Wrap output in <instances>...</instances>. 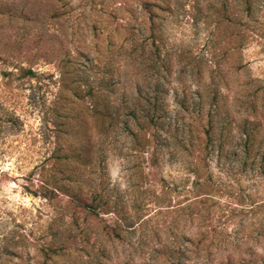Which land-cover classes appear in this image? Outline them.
<instances>
[{
    "label": "rangeland",
    "instance_id": "rangeland-1",
    "mask_svg": "<svg viewBox=\"0 0 264 264\" xmlns=\"http://www.w3.org/2000/svg\"><path fill=\"white\" fill-rule=\"evenodd\" d=\"M151 10L158 51L151 37ZM143 50L150 56H140ZM217 54L221 76L230 85L224 91L230 108H236L237 123L259 122L256 153L260 158L264 150V0H0V264H100L93 249L78 258L69 256V238L54 233L57 201L47 197L56 175L54 154L61 144L74 139L72 115L80 117L82 139L96 131V121L82 102L69 110L75 98L65 87L68 73L64 77L63 72L73 61L81 68L93 61L109 63L116 94L128 104L141 89H150L152 81L145 72L150 79L153 73L170 76L178 87L167 95L170 115L180 110L181 119L187 120L180 102L185 96L194 100L199 76L190 63L201 60L205 65ZM202 70L207 78L208 70ZM238 97L243 102L256 99L257 114L252 105L249 109L236 105ZM240 138L234 124L230 141L235 147L220 158L214 154L210 161L222 192L216 193V199L226 208L217 223L224 225L233 245L242 244L240 256L264 264V206L254 215L238 205L239 197L245 199V206L264 201V174L258 164L244 163ZM97 146L100 155L93 176L103 171L129 203L140 205V214L148 221L135 237L143 236L146 257L158 262L157 237L167 238L172 217L158 212L148 194L170 186L177 192H172L174 203L187 204L184 200L193 180L188 170L191 156L179 149L166 153L156 167L142 161L140 169L123 122L98 137ZM141 182L143 190L148 186L151 191L142 192ZM233 209L235 213L227 217ZM176 238L180 244V228ZM63 241L68 248L65 254H57L52 248ZM249 246L253 253L246 252ZM109 247L108 264L122 262L130 250L121 242Z\"/></svg>",
    "mask_w": 264,
    "mask_h": 264
},
{
    "label": "trees",
    "instance_id": "trees-1",
    "mask_svg": "<svg viewBox=\"0 0 264 264\" xmlns=\"http://www.w3.org/2000/svg\"><path fill=\"white\" fill-rule=\"evenodd\" d=\"M151 5L160 7L158 2H152ZM154 18L155 14L151 10V37L156 46ZM158 50L157 45L155 51ZM145 55L150 56L147 50H143L140 56L144 58ZM216 57L218 54L213 57L214 60L206 61L205 65L201 60L186 61L197 68L196 73L199 75L196 78L197 95L194 100L190 102L185 96L180 102L181 111L187 113V120L181 119L180 110L170 115L167 95L172 90L178 91L170 76L161 78L153 73L150 79L149 73L145 72L146 78L153 82L150 89H141L134 102L128 104L127 100L116 94V79L109 63L93 61L81 68L73 61L71 68L63 72L64 77L68 73L65 87L75 98L69 110L74 104L82 102L88 116L96 121V131L91 130L82 139L80 117L72 115L71 119L75 121L70 129L74 130H71L73 134H69L74 139L61 144L54 154L56 175L51 194H47V197L57 201V226L54 233L69 238V256L78 258L93 249L100 258V264H108L112 253L109 245L115 248L116 242H121L128 244L130 250L118 264H260L257 258L240 256L243 252L242 244L233 245L225 234L224 225L217 223V217H221L220 213H225L226 208L216 199V193L222 192L213 177L210 163L212 157L214 154L218 158L225 156L230 148L235 147V142L230 141L234 124L238 125L242 137L238 146L245 156L244 163L250 161L258 164L262 174L264 150L259 158L256 153L259 122L244 119L237 123L233 112L236 108H230L229 94L224 91L230 85L228 79L221 76L222 65ZM202 68L208 70L207 78ZM241 99L238 97L236 105H246L247 109L252 105L256 115V99L245 102ZM121 122L127 125L132 138L131 148L139 158L137 167L140 169L142 161L156 167L164 160L166 153L179 149L187 151L192 158L188 170L193 180L187 190L190 194L184 200L189 201L187 204L184 205L183 201L174 203L172 192H177L170 186L162 188L160 193L152 191L148 194L150 203H154L158 212L172 217L167 238L157 237L154 252L158 262L146 257L147 244L143 236L135 237L148 221L146 216L140 214V205L129 203L103 171L93 176L100 155H97V138L108 134ZM142 183L138 184L142 192L151 191L148 186L143 190ZM245 203V199L239 197L238 205L243 209L247 207L254 215L264 206V201L254 202L250 206H245ZM235 211L231 210L227 217ZM177 228H180L182 238L180 244L176 238ZM67 248V243L63 241L52 249L57 254H65ZM246 252L253 253V248L249 246Z\"/></svg>",
    "mask_w": 264,
    "mask_h": 264
}]
</instances>
